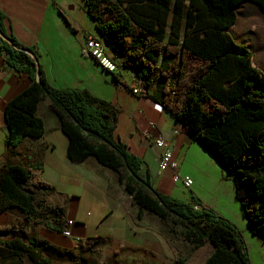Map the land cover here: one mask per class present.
Instances as JSON below:
<instances>
[{"label": "trees", "instance_id": "1", "mask_svg": "<svg viewBox=\"0 0 264 264\" xmlns=\"http://www.w3.org/2000/svg\"><path fill=\"white\" fill-rule=\"evenodd\" d=\"M244 1L264 10V0H84L122 70H133L145 91L156 85L151 98L231 176L249 228L264 242V73L253 64V51L228 32ZM4 20L0 10V51L6 52L7 64L31 80L5 103L8 146L44 135L37 107L47 100L68 137L69 159L95 157L112 169L139 218L145 211L155 214L194 248L210 243L213 252L203 264H250L243 235L232 222L198 199L190 204L157 191L145 162L114 138L117 108L87 90L52 86L36 47L21 44ZM115 79L129 88L116 74ZM53 192L54 186L28 167L6 163L0 169V213L24 218L0 225L1 257L27 255L31 264L79 263L69 251L68 261L52 260L44 253L47 243L29 232L32 221L48 220L47 228L58 233L69 228L65 206L48 202ZM99 243H90L91 249ZM173 264L188 263L180 257Z\"/></svg>", "mask_w": 264, "mask_h": 264}, {"label": "crops", "instance_id": "2", "mask_svg": "<svg viewBox=\"0 0 264 264\" xmlns=\"http://www.w3.org/2000/svg\"><path fill=\"white\" fill-rule=\"evenodd\" d=\"M249 2L244 1L237 7V20L228 32L236 42L251 49L245 37L232 31L238 26L240 17L245 15L244 7ZM0 10L5 14L4 23L8 32L21 44L36 47L45 78L52 86L87 90L117 108L114 138L145 162L157 191L190 204H195L194 198L198 199L203 206L213 208L218 214L226 216L216 207L217 195L214 194V200H210L204 196L202 190L201 182L203 176L208 177V166L216 169L217 162H213L210 156H205L193 137L182 130V124L151 98L157 91L156 85L148 91L144 90L142 94H134L133 87H142L138 85L133 70L124 69L121 75H117L122 84L129 86L125 88L117 83L115 74L104 70L84 53L87 36L100 37L94 21L86 12L84 0H0ZM255 30L249 25L245 32L256 33ZM108 51L113 55L109 48ZM6 57V52L0 51V169L6 163L22 165L32 170L36 178L52 184L54 192L48 202L64 205L67 220L72 221L69 224L70 236L53 232L40 223H30V234L47 243L44 253L54 261L66 262L68 257L65 252L69 251L78 258V264H97L95 255L98 250L115 247L118 250H114L111 255L118 258L120 250L126 252V243H135L137 238L142 237L145 239L142 246L132 244V249L138 250L141 256L145 253L149 261L145 263L142 259L144 255L139 259L128 252L126 257L131 263L139 260L142 264H173L177 258L183 257L188 264H203L213 252L210 243L194 248L179 233L171 232L155 214L145 211L142 218H139L138 209L131 203V197L118 181V175L112 169L102 166L95 157H89L82 162L69 159L68 137L49 101L43 99L37 107V114L44 122V135L40 138L26 137L16 147L7 145L5 103L26 89L31 80L26 74L7 64ZM253 64L264 73L263 67L254 60V52ZM150 122L154 123L153 127L149 125ZM157 137H162L166 147L173 152L178 162L177 170L160 171L162 149L155 145ZM175 173L190 176L193 185L187 188L180 180L174 181ZM59 190L66 195L71 194L70 200L58 198L54 201ZM90 192L101 195L106 201V209L103 211L110 210V215L106 218L117 216L107 228H101L105 219L97 223L102 215L89 222L81 217V204L86 202L83 195ZM95 204H84L83 208H95ZM11 217L18 218L20 222L24 221L16 213L2 212L0 225L9 223ZM75 239L82 241L76 242ZM96 239L100 243L94 245L93 250L90 243ZM204 248L207 249L206 254L200 252ZM193 255L201 260L192 262ZM0 264H31V261L27 255L21 258L0 256Z\"/></svg>", "mask_w": 264, "mask_h": 264}, {"label": "rangeland", "instance_id": "3", "mask_svg": "<svg viewBox=\"0 0 264 264\" xmlns=\"http://www.w3.org/2000/svg\"><path fill=\"white\" fill-rule=\"evenodd\" d=\"M258 8H259L258 5L249 2V4H247L244 7L245 15L240 17L238 26L236 27V29L232 31L236 35L246 38L245 41L251 45L250 48L254 52L255 62L261 65L264 69V11H261V9ZM249 25L251 26V28L256 29L255 30L256 33L245 32V29ZM198 146L200 150L204 152L205 156H210L209 158H212V160H214L213 162H217L200 145ZM215 164H216V169L212 168L211 166H208L207 168L208 172L206 174V176L208 177L203 176L202 178L201 184H202L203 194L207 199L210 200L213 199L214 194L217 195L218 200L215 202L217 205L216 207L219 210V212L221 211L222 213L226 214V216L222 214L219 215L232 222L242 233L247 246L250 264H264V242L261 237L253 234L249 228V223L243 213L239 201L236 198L234 182L231 176L226 175V171L220 166L218 162ZM58 198L69 201L71 198V194L66 195L62 190H59V192L56 194V198L54 199V201H56V199ZM84 198L86 202L85 203L82 202L81 204L82 207L80 210L81 217L84 219V221L89 222L91 219H95L97 218V216L99 217L102 215V217L98 220L97 223H100V221L105 219L106 221L102 224L101 228H107L109 223L112 222L113 219L117 218L116 215H112L111 217L106 218V216L110 215V210L104 212L106 209L105 206L106 201L101 197V195L90 192V193H85L83 195V200ZM91 202L96 203L95 208L91 206L83 208L84 204L88 205L91 204ZM120 220L122 221V218H120ZM8 222L17 224L20 222V220L16 217L15 218L11 217V220H9ZM47 222L48 220H44L41 223L42 224L41 226H45ZM135 241H136L135 243H131V242L126 243V246H128L126 252L124 250H120V255L118 258L117 256L111 255L114 252V250H118L115 247H112L110 249L98 250L97 254L95 255L96 256L95 261L97 262V264H142L141 261L139 260H136L134 263H131L129 261L126 255L128 254V252H131L139 259H141V257L144 255L142 259L145 261V263L148 262L149 257H147L145 253H142L141 256V253H138V250L132 249L133 248L132 244L139 245L140 247L142 246L143 241H145V239L139 237ZM200 252L206 254L207 249L206 248L201 249ZM112 256H114V258ZM121 256L124 257L125 259L122 258ZM156 260L158 259L156 258ZM191 260L192 262H194L195 260L200 261L201 259L198 260L197 256L193 255V259Z\"/></svg>", "mask_w": 264, "mask_h": 264}, {"label": "built area", "instance_id": "4", "mask_svg": "<svg viewBox=\"0 0 264 264\" xmlns=\"http://www.w3.org/2000/svg\"><path fill=\"white\" fill-rule=\"evenodd\" d=\"M83 51L86 55L93 58L104 70L116 74H122V68L119 63L113 58V55L108 51V47L105 46L104 41L97 36L89 35L86 38ZM132 92L134 94H142L144 92L143 88L133 87ZM151 127L154 126V123L150 122ZM147 134V132H146ZM155 145L158 148L162 149V153L159 159V168L160 171H165L168 169L177 170L178 162L174 158L173 152L166 147V143L162 137H157L155 139ZM181 181L183 185L187 188H190L193 185V179L190 176H180L178 173L174 174V181ZM69 224L72 221L68 222ZM65 236H70L71 232L69 228L62 232Z\"/></svg>", "mask_w": 264, "mask_h": 264}, {"label": "water", "instance_id": "5", "mask_svg": "<svg viewBox=\"0 0 264 264\" xmlns=\"http://www.w3.org/2000/svg\"><path fill=\"white\" fill-rule=\"evenodd\" d=\"M264 11V10H263ZM31 54H33L31 51H29ZM39 77H40V73H39ZM76 242L82 241L80 239H75Z\"/></svg>", "mask_w": 264, "mask_h": 264}, {"label": "bare ground", "instance_id": "6", "mask_svg": "<svg viewBox=\"0 0 264 264\" xmlns=\"http://www.w3.org/2000/svg\"><path fill=\"white\" fill-rule=\"evenodd\" d=\"M106 46V45H105Z\"/></svg>", "mask_w": 264, "mask_h": 264}]
</instances>
